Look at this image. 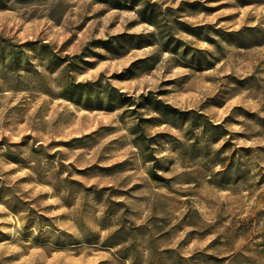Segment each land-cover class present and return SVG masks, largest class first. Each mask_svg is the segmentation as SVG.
<instances>
[{"label":"rangeland","instance_id":"1","mask_svg":"<svg viewBox=\"0 0 264 264\" xmlns=\"http://www.w3.org/2000/svg\"><path fill=\"white\" fill-rule=\"evenodd\" d=\"M0 264H264V0H0Z\"/></svg>","mask_w":264,"mask_h":264}]
</instances>
